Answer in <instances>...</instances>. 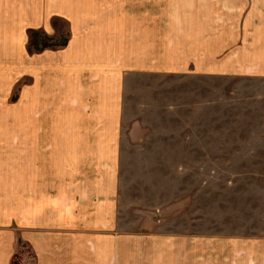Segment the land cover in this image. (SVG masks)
Returning <instances> with one entry per match:
<instances>
[{
    "label": "crops",
    "instance_id": "1",
    "mask_svg": "<svg viewBox=\"0 0 264 264\" xmlns=\"http://www.w3.org/2000/svg\"><path fill=\"white\" fill-rule=\"evenodd\" d=\"M48 15L65 19L68 39L61 51L33 54L28 114L34 128L27 136L23 131L18 199L26 211V189L32 205L19 216V228L33 240L47 228L93 255L74 264H119L104 253L112 255L120 247V155L166 143L163 127L153 131L155 125L150 126L163 121L162 115L155 118L152 104L144 110L150 119L125 114L124 77L191 75L198 90L194 108L200 112L195 121L204 130L197 138H216L212 125L222 108L230 118L226 123L242 126L237 138L264 139V0H48L44 5L41 0H0V41L25 42L26 25L32 27L27 34L43 25L50 29L52 24L42 20ZM218 89L229 92L218 96ZM55 119L63 121L58 130L39 128V122ZM25 138L32 154L28 162ZM212 142L194 143L198 157ZM44 182L54 187L46 206L38 204L44 199L35 189ZM240 238L253 242L255 264H264V232ZM184 247L178 240L177 264H185Z\"/></svg>",
    "mask_w": 264,
    "mask_h": 264
},
{
    "label": "rangeland",
    "instance_id": "2",
    "mask_svg": "<svg viewBox=\"0 0 264 264\" xmlns=\"http://www.w3.org/2000/svg\"><path fill=\"white\" fill-rule=\"evenodd\" d=\"M46 2L41 0L42 5ZM55 17L42 18L52 24L50 29L43 25L41 31L32 30L29 35L26 30L32 27L26 25L23 43L0 41V264H74L77 259L93 257L89 250L78 249L71 238L49 233L47 228V233L33 240L18 224L19 216L27 214V206L32 205L27 202L26 189V211L22 197L21 202L18 199L23 189L19 185L23 131L27 136L34 128L28 114L32 113L28 104L33 97V54L45 49L61 51L68 39L65 19ZM157 42L155 37L154 45ZM47 59L48 54L42 55L41 62ZM123 82L125 114L130 119L134 114L150 119L144 110L152 104L155 118L162 115L163 121L150 126L155 125L153 131L163 127L166 143L156 150L120 155V247L112 255L105 251L104 256L115 257L119 264H177L179 240L185 243V264H255L253 242L240 237L253 238L264 232V139L237 138L242 126L226 123L228 116L222 108L217 110L219 121L212 125L218 130L216 138H202L204 130L200 132L195 121L200 113L194 108L198 90L191 75L130 73ZM228 92L218 89L217 95ZM61 124L57 119L46 120L39 122V128L53 131ZM199 140H213V144L202 147L198 157L194 143ZM24 150V161H31L27 143ZM35 189L44 199L38 204L48 205L54 187L44 182Z\"/></svg>",
    "mask_w": 264,
    "mask_h": 264
},
{
    "label": "trees",
    "instance_id": "3",
    "mask_svg": "<svg viewBox=\"0 0 264 264\" xmlns=\"http://www.w3.org/2000/svg\"><path fill=\"white\" fill-rule=\"evenodd\" d=\"M67 43V42H66ZM66 43H65V45H66ZM41 49V48H40Z\"/></svg>",
    "mask_w": 264,
    "mask_h": 264
}]
</instances>
